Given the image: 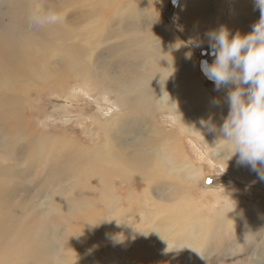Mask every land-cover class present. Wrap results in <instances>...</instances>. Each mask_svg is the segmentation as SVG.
Listing matches in <instances>:
<instances>
[{"label":"bare ground","instance_id":"bare-ground-1","mask_svg":"<svg viewBox=\"0 0 264 264\" xmlns=\"http://www.w3.org/2000/svg\"><path fill=\"white\" fill-rule=\"evenodd\" d=\"M3 1L5 9H2L3 12L0 14H4L0 20V90L5 91L6 95H0V98L4 100L0 107V138L4 130H6L7 136L0 143V147L6 151L7 158H11V155L15 156L19 145L24 149V152L15 157L13 164L6 166L0 164V264H41L40 254L53 249L51 248L52 242L48 243V238H43L41 241L40 234L33 231L28 222L22 224L27 229L17 233H11L9 228L19 225L26 218L24 214L27 204L22 202L23 200L14 201V198L18 193L16 190V185L19 186L17 180L22 179L28 172V167L34 163L29 157V140L35 145L32 151L33 155L40 145L43 143L46 145L44 151H48L51 158H48L49 162L41 163V165L48 170L50 169L49 175L52 179L58 177V183L62 187L57 186V188L60 191L63 190L61 192H65V194L67 190H69V194L75 193L73 198L67 196L69 200L66 198V203H63V197L62 199L57 197L56 206H66L73 213H77L81 207L82 213L79 214L78 221L72 225L70 234L62 243L64 264H91L88 258V252L91 248L87 244V239L90 237L89 244H94L96 237L99 236L98 226L94 225L97 218L102 220V224L105 223L109 231H111L112 226H119L118 231L114 233L115 239L117 237V239L126 238L138 241L132 253L127 257V264H189V262L205 264L201 263L202 259L200 258L204 252L202 243L212 237L216 243L214 250H221L228 242L236 245L239 241L242 246H245V243L241 241L240 233L253 230V224L251 222L246 223V220L252 218L255 212L262 213L264 211L262 205L260 207H246L238 203L237 200H240V196L225 191L216 196L217 200L223 198V205L220 208L219 206L205 208L199 204L196 198L187 196L189 186L185 188L182 194L179 193L180 196L158 198L156 194L168 190L170 181L174 180L169 181L168 179L170 171L179 173L181 169L185 168L188 158L180 146L175 143V139L161 145L155 144L154 146L158 148L152 149L151 147L148 150H135L132 145H126L121 141L129 135L138 134L139 125L136 123H140V121L147 123L148 133L147 136L138 135L137 143L150 140V136L159 133L158 128L151 125L153 121L148 116L163 108L161 107L162 103H167L165 108L172 111L191 102H198L204 107V111L201 116L191 120V124L195 127L193 134L198 135V132H202L206 135V137L202 136L203 140L215 147L213 155L208 156L210 160H215L224 148L228 150L226 161L228 154H230L226 142L209 134L200 123L202 119L211 118L214 122L217 119H223L227 116L225 112L228 111L229 107L225 106L221 98V104L214 106L212 104L214 98L210 96L205 87L200 86L195 90L190 85L193 80L189 71L193 67L189 66V59L184 63L181 61V56L177 60V57H171L168 54L169 50L166 51L168 46L166 44L167 29L165 27L160 26L157 29L149 25L143 27V24L147 23L141 9L146 3L145 0ZM87 1L88 6L85 7ZM127 2L130 3L127 10L128 15L122 11L121 16L116 20V26L112 23V25L103 27L96 33V40L90 41L81 33L87 28L91 29V24L88 18L85 20L78 18L80 12L91 17H101L99 13L103 7L114 12L118 7L126 6ZM239 7L244 8V10L248 9L247 11L254 9L252 0H241ZM92 8L93 12H89ZM192 9L189 13V19L196 21V15L209 11L211 7L209 3L207 6L203 3L200 6L195 4ZM181 10L185 13L186 6H181ZM50 12L57 13L61 19L56 23H41V19ZM256 15L258 16V14ZM247 26L244 27L243 33L251 31V27ZM238 27L242 26L240 24L235 27L231 26L232 32L239 29ZM202 28L207 29V31L210 30L205 25ZM102 43H106L107 47L110 48L117 47L118 53L121 55L114 60L122 63L123 69H126L125 73L114 74L112 72L115 69L114 66L100 65L96 67L97 62L92 60L91 56L93 51L99 52V47L95 48L94 46L102 45ZM178 46L180 45L178 44ZM53 47L59 49L61 47V49L55 56H47L44 49L47 48L46 51H48ZM56 60L61 62L56 63L59 70L51 67L50 61L55 63ZM144 63H148L145 66L146 70L140 67H143ZM127 71L128 74H126ZM75 73L79 74L80 79L91 87L96 85L99 90L111 91L113 93L111 96L117 101L111 105L113 109L104 110L105 119L99 114L94 115L95 127L98 132L103 134L104 141L93 140L94 144L88 148V151L83 150V144L76 147L73 140L70 142L65 137L58 135V133H63L65 136V130L58 128L54 132H49L35 127L30 130L26 129L24 123L27 121V117L26 110L23 109L24 106L21 105L15 109L12 105L15 101L18 102L22 98H27L33 89L37 90V88L42 87L43 84L40 83L42 76L48 80H56L54 85L49 88L58 90L55 87L60 82L58 78L64 82L66 76ZM90 76L99 79L93 81ZM125 81L127 82L126 85H124ZM79 87L85 88L86 86L83 84ZM31 102L35 103L34 101ZM112 111H116V113L112 114ZM38 112L42 114L40 109ZM8 113H12L10 120L7 118ZM34 115H29L28 121L34 120ZM10 123L17 124L13 133L9 128ZM208 138L214 140H207ZM150 141L155 142V140ZM120 142L123 143L121 147H119ZM66 144L73 146L76 150L69 152V154L63 152L57 155L56 147ZM219 145L220 148L216 149ZM134 151L136 154L130 155ZM78 154L80 155L78 156ZM72 159L73 162L81 166L80 169L76 167L73 171H69L68 166L66 168L65 164ZM230 160L237 162V156H233ZM172 167L173 170H171ZM93 169L103 170L105 174L102 177L107 175V180L105 181L103 178L102 181L98 172H91ZM147 169L149 172L144 174ZM84 171L87 172L83 175L81 172ZM136 172L139 174L136 175ZM141 172L143 175H140ZM80 173L82 175L79 176L78 182L75 178ZM197 173H199V178L203 176L200 169H197ZM113 174L119 175L122 180L133 185L138 183L135 182L136 179H144L146 183L143 187V193L133 192L132 185H127L125 182L122 185L124 193H119V186H116L118 181L108 179L112 178ZM100 180L104 182L103 187L105 189L98 191L95 185L99 184ZM108 180L111 181V184H107ZM13 181L17 184H13ZM64 181L67 183L65 184ZM63 182L65 185H62ZM179 183L180 185L183 184V182ZM104 190L105 197H102ZM106 190H108V195H106ZM41 191L43 190H40L39 193ZM210 191L212 190L204 191L203 194L205 195ZM118 196L124 197V200H117ZM231 199H236L235 203ZM108 203L109 211L104 212V205ZM142 203L146 205V209L140 211L142 217L139 225L134 232H129L125 224L132 222L135 218L133 209ZM90 204L98 206V210L89 213L88 206L90 207ZM193 204L194 208L190 209ZM149 205L152 206V210H149ZM241 205L244 209L237 211L230 218L229 208H237ZM86 209L88 214H83ZM31 214L36 221L38 216L32 212ZM84 223L88 227L89 233L84 229ZM216 224L221 225L222 229L214 230ZM150 229H153V232L147 234L146 232ZM104 234L106 238L112 235L106 230H104ZM235 234H237V238L234 236ZM148 237H151L149 239V252L145 250L146 245L144 244H149ZM170 240L174 242V246L169 254L171 250ZM31 243L35 247L37 246L35 251L39 252V255L31 252L29 255L28 248L31 247ZM13 247L16 248L13 249ZM69 248L70 250L66 251ZM20 250L22 252H19ZM190 253H193V256H190ZM168 254L169 257L167 258ZM92 259H95L94 256ZM109 259L111 264H124L123 256L116 258L110 256ZM213 259L212 264H219L217 257ZM220 262L221 264L231 263L221 260Z\"/></svg>","mask_w":264,"mask_h":264},{"label":"rangeland","instance_id":"rangeland-1","mask_svg":"<svg viewBox=\"0 0 264 264\" xmlns=\"http://www.w3.org/2000/svg\"><path fill=\"white\" fill-rule=\"evenodd\" d=\"M145 2L146 3L143 4L141 9L147 23L143 24V27H146L147 25L156 29L160 26L165 27L167 29L166 44H168V46L166 48V51L169 50L168 54L171 57H177V60H179L181 56V61L184 63H186L189 59V66L193 67L189 71L190 73L184 70L185 72L191 74L193 81L190 82V85L195 90L200 86L205 87L206 90L209 91L211 97L221 98L225 106L229 107L227 101L225 100L227 89L225 88L221 89L220 91H216L214 88V83L211 80L207 79L201 70L200 62L202 60H208L209 62H211V60L213 59V57L211 56L202 55V52H205L208 48L207 38L205 35L208 31L207 29L204 30L202 26H208L210 30H212L223 25L229 29L231 34H235L236 32H240L243 34L242 31L244 30V27L246 25H248L247 27L252 28L254 22L259 19L260 13L259 10L255 8L254 0H252V6H254V9L250 11H247L248 9L244 10V8L239 7V2H241V0H178L176 4L173 3V0H145ZM203 3L206 6L209 3L211 9L207 12H204L203 14L196 15V21L189 19V13L193 10L192 7L195 4L200 6ZM126 4L127 5L124 7H118L114 12L103 7L99 13L101 17H91L83 12H80L78 18L81 20H85L88 18L91 24V29L87 28L84 31H81V33H83L87 37L86 39L90 41L96 40V33L102 30L103 27L112 25V23L116 26V20L119 16H121L122 11H124L125 15H128L127 10L130 3L127 2ZM87 6L88 1L86 2L85 7ZM181 6H186L185 13L181 10ZM2 9H5V3L3 0H0V14L3 12ZM89 12H93V8L90 9ZM256 14H258V16ZM3 16L4 14L0 15V20ZM239 24L242 27H238L239 29H237L235 32H232L231 26L235 27ZM193 40L203 41L201 47H193L191 43ZM178 44L180 46H178ZM94 47H99V52L93 51V54L91 56L92 60L97 62L96 67L100 65L112 67L114 66L115 69L112 71L114 74L117 75L125 73L126 69H123L122 63L116 62L114 60V58L121 55L118 53L119 51L117 50V47H107L106 43H102V45ZM47 48L44 49V52H46L47 56L49 57H51V55L55 56L60 50L59 48L53 47L52 49L46 51ZM189 53H191V58H188ZM50 63L51 67H53L54 69H58L56 63L61 62L56 60L55 63H52V61H50ZM147 64L148 63H144V66L140 67L146 70L145 66H147ZM126 74H128V71L126 72ZM90 78H92L93 81L95 79H99L98 77L92 76H90ZM58 80L60 82L55 86L58 88V90L50 89L49 87L53 86L56 80H48L45 76H42L40 82L43 84L42 87L37 88V90L33 89V92L30 91V94L27 98H22L18 102L15 101L12 105L15 107V109L19 108L21 105L24 106L23 109L26 110L27 117V121L24 123V127L26 129L30 130L35 127L39 130L42 129L49 132H54V130H57L58 128L61 130H65V136L63 133H58V135L61 137H65V139L70 140V142H72L73 140L76 147H80V145L83 144V150L88 151V148L94 144L93 140H96L98 142L104 141L103 134L101 132H98L95 127L96 125L94 123V115L99 114L103 119H105L106 113L104 112V110L113 109L111 105H114L117 101L113 96H111V94H113L111 91L107 92V89L99 90L97 89L98 87L96 85H92L91 87L82 79H80L79 74L77 73H75L74 75L69 74L68 76H66V81L64 82L67 84V86L64 82H61L60 78H58ZM83 84H85V88L79 87L80 85L83 86ZM122 84L123 82L121 83V85ZM126 84L127 82L125 81L124 85ZM86 90L88 91L87 93ZM85 93L88 95L86 96ZM2 94L6 95L5 91L0 90V95ZM31 101H34L35 103L33 104ZM3 103L4 100L0 98V107ZM166 105L167 103H162L161 107L163 108L156 110L153 114L148 116V118L153 121L151 125L158 128V132L160 133H154L153 136H150L149 139L155 140V142H152L150 140H143L139 143L136 142V139L139 140L138 135L142 134L144 136H147V123H143V121H140V123H136V125H139L137 130L138 134H135L133 136L129 135L128 137H125L123 138V140H121L126 145H132L135 150H148L151 147L152 149L158 148L154 146L155 144L161 145L171 139H175V143L180 146L181 150L188 158V162H186L185 168L181 169L179 173H177V171H170V176L168 179L169 181L173 179L174 180L170 181L171 183H169V187L167 188L168 190H166L165 192L160 191L158 194H156V196L158 198H174V196H180L185 188L189 186L187 189V196L196 198L199 204L205 208H209V206H219L220 208L223 205V198L217 200L216 196L218 193H224L225 191H227L234 193L238 197L240 196V200H237L238 203L243 204L246 207H260V205H262V209H264V181L259 179L257 173L252 171L251 168L247 165H240L234 160L226 161L228 151L226 148L223 149L222 153L218 157H216L215 160H210L208 156L213 155L212 153L215 151V147L213 145H210L211 143L208 144L205 140H203V137H206V135H204L202 132H198L199 136L193 134L195 127H193V125L191 124V120H194L195 118L201 116L204 111V107L198 102H191L188 105H184L181 108L171 111L165 108ZM82 107L85 109L83 110ZM38 109L42 111V114L38 112ZM115 113L116 111H112V114ZM226 113H228V111H226L225 114ZM31 114H35V121H28V116ZM67 114H70L69 117ZM11 115L12 113L7 114V118L9 120L11 118ZM143 118H145V115H143ZM35 122H37L38 124L36 125ZM222 122L223 119H217L215 121L218 126L222 124ZM16 126V123H10L9 128L12 133L14 132ZM5 132L6 130L3 131V135L0 138V143L2 142L4 137L7 136V132L6 135H4ZM207 140L214 139L208 138ZM29 144V157L30 160L34 163L28 167V172L26 173V175L22 179L17 180L19 186L16 185L17 188H15L19 194L17 193V200L16 198H14V201L19 202V200H23L22 202L27 204V208H25L24 214L26 218L19 225L10 226V232L17 233L20 230L27 229V227L23 226L22 224L24 222H28L31 225V229L40 234L41 241L43 240V238H48V243L52 242L51 248H53L51 251H47L41 255L39 252L35 251L37 249V246L35 247L31 243V247L28 248L29 255L30 252L34 253L35 255L40 254L41 264H64L65 258L63 255L64 250H62V243L63 240L70 234L72 225L78 221V216L82 213L81 207H79L77 213H73L68 208H66V206H56L57 204L55 203V201L57 197L61 199L63 197V203H66L67 200H69V197L73 198V195H75V193L72 192V194H69V190L66 191V194L65 192H61L63 190L60 191V189L57 188V186L62 187L61 184L58 183V177H54L53 180L49 175L50 169L48 170L41 165V163L49 162L48 158H51L49 152L44 151L46 145L44 143L40 145L33 155L32 151L35 148V145L31 142V140H29ZM122 144L123 143L120 142L119 147H121ZM219 148L220 145L217 146L216 149ZM0 149V164H3L2 166L13 164V160L15 159V157L17 155H21V153L24 152V149H22L19 145L17 147L15 156L11 155V158H7V156L5 155L6 151L1 147ZM56 149L57 155L62 154L63 152L64 154H69V152L71 153L76 150V148L71 145L68 146L67 144L63 146L59 145L58 147H56ZM135 152L136 151H134V153H131L130 155L134 156L136 154ZM79 155L80 154H78V156ZM84 164L88 166V164ZM65 166L66 168L68 166L67 169H69V171H73L76 167H78V169H80L81 167L78 163L76 164V162H73V159L70 162H67ZM167 167H169V165H167ZM17 168L20 169V167ZM173 169L174 168L172 167L171 170ZM197 169H200L203 173V176L200 178L198 177L199 173H197ZM223 169H225V171H223ZM87 171L88 173H90L89 170ZM87 171L81 173L84 175ZM91 172H98L100 177L104 176L105 174L101 169H93L91 170ZM148 172L149 169L145 170L144 174H147ZM81 173L79 175L77 174L78 176L75 178L78 182L80 179L79 176L82 175ZM135 174L137 175L139 174V172H136ZM140 175H143L142 172L140 173ZM106 177L107 175H105V177H102L101 180L105 178L106 181ZM113 177L108 179H111V181L115 182L116 180L118 181L116 186H119V193H124V190H122V188H124L122 186L123 182H125V184L127 185H132L131 188L133 192L137 191L138 194L143 193V187L146 183L144 179H136L135 182L138 183H134L133 185L131 183H127L125 180H122L117 174H113ZM101 180L99 184L95 185L98 191H101L104 188V182H102L104 179L102 181ZM66 181H64L65 184L67 183ZM111 181L108 180L107 184H111ZM41 182H43L45 186ZM64 182L62 183V185H65ZM179 182H183V184L180 185ZM17 183L13 181V184ZM209 189L212 191L207 192L204 195V191H208ZM40 190L43 191L39 193ZM103 192V196H101L105 197V190ZM20 195L21 197L19 198ZM106 195H108V190H106ZM66 198L68 199L66 200ZM154 198L158 200V198ZM116 199L119 201H123L124 197L118 196ZM235 200L236 199H231V201L233 202ZM98 201L100 202V199ZM31 202L34 204H32ZM36 205L38 208L36 207ZM109 208V203L104 205V212H108ZM148 208L149 210H152V206L149 205ZM193 208L194 204L190 209ZM144 209H146V205L144 203L136 206L133 209L135 218L130 224H125L126 229L129 232H134V230H136V228L138 227L140 219L142 217L140 211ZM243 209L244 207L242 205L237 208H229V217L231 218L233 214H235L237 211H242ZM88 210L89 213L92 211H97L98 206L90 204V207L88 206ZM88 210L86 209L83 214H88ZM31 212L35 216H38L36 217V221H34ZM260 212L262 211L260 210ZM247 222H251L254 228L253 230H251V232H249L250 230H247L240 233L241 241L245 243V246H242L239 241L236 245H232L228 242V244H226V246H224V248H222L221 250H214L216 245L215 239L213 237L209 238L202 243L204 252H202V255L200 256L203 261H201V263L212 264L211 262L214 260L213 258L217 257L219 264H221L220 260L230 261V264H264V211L262 213L255 212L252 218H248L246 220V223ZM94 225L98 226L99 236L96 237V242L94 244H89L88 241L91 239L90 237L89 239H87V244L91 248L88 252V258L91 264H111L109 259L110 256L113 258H116L117 256H123L124 264H127V257L130 253H132L138 241L133 238V240L122 238V241H118L114 238V233L118 231L119 226H112L111 231H109L107 230V226L105 225V223L102 224V220L99 218L96 219ZM146 226L148 227V225ZM84 229L89 233V229L85 223ZM221 229L222 226L219 224H216L214 226V230L216 231H219ZM104 230L112 235L106 238ZM151 232H153V229L148 230L146 233L151 234ZM234 236L237 238V234H235ZM147 239L149 241L151 237H148ZM151 243H153V240H151ZM144 244L146 245L145 250L149 252L150 241L149 244ZM43 246L46 247L45 244H43ZM173 246L174 242L170 240L171 250L169 254L171 253ZM15 248L16 247H13V249ZM69 250L70 248L68 250L66 249V251ZM19 252H22V250H20ZM169 254L167 258L169 257ZM189 255L193 256V253H190ZM93 256L95 259H92ZM129 259L130 257L128 258V261ZM189 264H193V262H189Z\"/></svg>","mask_w":264,"mask_h":264},{"label":"clouds","instance_id":"clouds-1","mask_svg":"<svg viewBox=\"0 0 264 264\" xmlns=\"http://www.w3.org/2000/svg\"><path fill=\"white\" fill-rule=\"evenodd\" d=\"M254 5L260 15L251 31L233 35L222 25L205 34L208 48L202 55L213 59L202 60L201 70L216 91L227 89L229 110L219 126L211 118L200 123L209 134L226 142L230 149L227 161L237 156L238 164L249 166L264 181V0H254ZM60 19L50 12L40 22L56 23ZM191 43L199 48L203 41ZM212 104L219 106L220 98H214Z\"/></svg>","mask_w":264,"mask_h":264},{"label":"snow or ice","instance_id":"snow-or-ice-1","mask_svg":"<svg viewBox=\"0 0 264 264\" xmlns=\"http://www.w3.org/2000/svg\"><path fill=\"white\" fill-rule=\"evenodd\" d=\"M211 182V181H210Z\"/></svg>","mask_w":264,"mask_h":264}]
</instances>
